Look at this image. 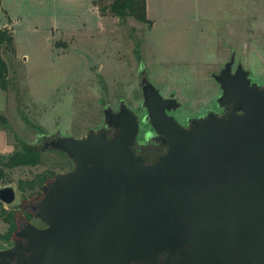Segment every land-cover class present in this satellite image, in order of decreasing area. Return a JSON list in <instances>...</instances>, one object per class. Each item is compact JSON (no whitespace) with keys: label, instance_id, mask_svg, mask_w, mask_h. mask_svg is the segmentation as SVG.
I'll return each instance as SVG.
<instances>
[{"label":"rangeland","instance_id":"obj_1","mask_svg":"<svg viewBox=\"0 0 264 264\" xmlns=\"http://www.w3.org/2000/svg\"><path fill=\"white\" fill-rule=\"evenodd\" d=\"M109 4L0 0V29L12 28L14 49H2L8 80L0 87V187L16 191L14 203H0V250L18 240L9 236L11 213L45 228L29 207L45 184L74 169L54 145L99 132L110 140L118 131L114 118L129 111L138 124L136 154L152 163L164 152L143 107L145 80L173 100L167 115L183 128L229 114L216 79L227 64L264 88V0H145L143 23L117 18ZM29 149L34 165L2 167Z\"/></svg>","mask_w":264,"mask_h":264},{"label":"water","instance_id":"obj_2","mask_svg":"<svg viewBox=\"0 0 264 264\" xmlns=\"http://www.w3.org/2000/svg\"><path fill=\"white\" fill-rule=\"evenodd\" d=\"M216 79L225 117L179 126L174 106L145 80L143 107L164 152L148 163L133 149L136 117L117 133L66 139L74 162L29 207L45 228L25 223L0 264H264V88L230 64ZM0 187V203L16 200Z\"/></svg>","mask_w":264,"mask_h":264},{"label":"trees","instance_id":"obj_3","mask_svg":"<svg viewBox=\"0 0 264 264\" xmlns=\"http://www.w3.org/2000/svg\"><path fill=\"white\" fill-rule=\"evenodd\" d=\"M108 1V0H107ZM109 11L117 18L132 17L135 21L143 23L146 21V4L145 0H109ZM2 49L10 53H14L12 29L5 26L0 29V87L6 90L8 80V66L2 59ZM37 159V154L30 150L25 154L13 155L7 163H2L3 168H12L16 166L34 165ZM3 170L0 169V180L3 178ZM41 196V195H40ZM42 198V196H41ZM40 198V199H41ZM39 199V200H40ZM11 218H6V222L10 225L9 236L16 233L15 214L11 213ZM4 216L0 209V219Z\"/></svg>","mask_w":264,"mask_h":264},{"label":"flooded vegetation","instance_id":"obj_4","mask_svg":"<svg viewBox=\"0 0 264 264\" xmlns=\"http://www.w3.org/2000/svg\"><path fill=\"white\" fill-rule=\"evenodd\" d=\"M27 210V209H26ZM31 217V216H30ZM26 218L24 217L23 219H22V221H20V222H16V232H17V230H18V228L19 227H22L25 223H26Z\"/></svg>","mask_w":264,"mask_h":264},{"label":"crops","instance_id":"obj_5","mask_svg":"<svg viewBox=\"0 0 264 264\" xmlns=\"http://www.w3.org/2000/svg\"><path fill=\"white\" fill-rule=\"evenodd\" d=\"M8 26V25H7ZM10 28V26H8ZM12 29V28H11Z\"/></svg>","mask_w":264,"mask_h":264}]
</instances>
